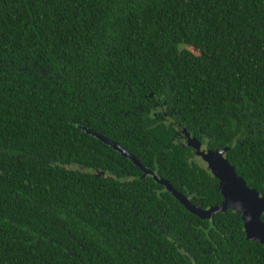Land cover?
I'll use <instances>...</instances> for the list:
<instances>
[{
	"label": "trees",
	"instance_id": "16d2710c",
	"mask_svg": "<svg viewBox=\"0 0 264 264\" xmlns=\"http://www.w3.org/2000/svg\"><path fill=\"white\" fill-rule=\"evenodd\" d=\"M188 139L264 196V0H0V264H264Z\"/></svg>",
	"mask_w": 264,
	"mask_h": 264
},
{
	"label": "water",
	"instance_id": "95a60500",
	"mask_svg": "<svg viewBox=\"0 0 264 264\" xmlns=\"http://www.w3.org/2000/svg\"><path fill=\"white\" fill-rule=\"evenodd\" d=\"M87 132L123 157L128 158L144 173L148 172L146 168L140 165L138 159L120 144L94 131L87 130ZM188 142L194 143L197 155L201 156L209 171L218 179V188L222 195V201L218 205L207 209L195 207L190 204L187 197L173 188L167 180L157 177L153 172H149V175L163 185L185 209L200 218H209L212 214L228 209L238 212L243 223L245 238L260 243L264 249V221L261 219V215L264 213V196L260 195L254 188L248 187L245 181L236 173L234 166L224 157L226 148L218 151L200 150V145L195 139H188Z\"/></svg>",
	"mask_w": 264,
	"mask_h": 264
},
{
	"label": "flooded vegetation",
	"instance_id": "af4514ba",
	"mask_svg": "<svg viewBox=\"0 0 264 264\" xmlns=\"http://www.w3.org/2000/svg\"><path fill=\"white\" fill-rule=\"evenodd\" d=\"M185 139V138H184ZM183 139V137H182V140H184ZM201 149H206L202 144H201V148H200V150ZM196 157H197V160H198V162H200V163H204V165H205V167H207V164L201 159V157H199V155H196Z\"/></svg>",
	"mask_w": 264,
	"mask_h": 264
},
{
	"label": "rangeland",
	"instance_id": "374dc122",
	"mask_svg": "<svg viewBox=\"0 0 264 264\" xmlns=\"http://www.w3.org/2000/svg\"><path fill=\"white\" fill-rule=\"evenodd\" d=\"M199 157H201L200 155H199ZM202 159V158H201Z\"/></svg>",
	"mask_w": 264,
	"mask_h": 264
}]
</instances>
